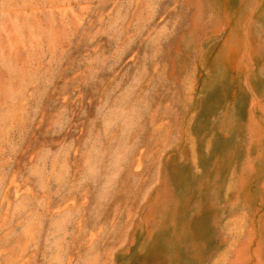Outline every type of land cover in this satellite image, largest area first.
<instances>
[{"label": "rangeland", "instance_id": "rangeland-1", "mask_svg": "<svg viewBox=\"0 0 264 264\" xmlns=\"http://www.w3.org/2000/svg\"><path fill=\"white\" fill-rule=\"evenodd\" d=\"M0 264H264V0H0Z\"/></svg>", "mask_w": 264, "mask_h": 264}]
</instances>
